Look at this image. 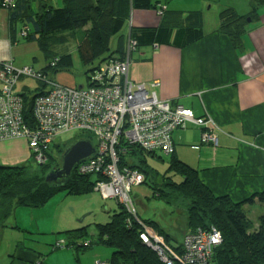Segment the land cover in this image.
<instances>
[{"label":"trees","instance_id":"1","mask_svg":"<svg viewBox=\"0 0 264 264\" xmlns=\"http://www.w3.org/2000/svg\"><path fill=\"white\" fill-rule=\"evenodd\" d=\"M250 6L251 10L244 15L232 8L219 13L218 32L227 35L235 48L242 46L249 24L260 20L264 0H250ZM136 10H155L158 18H163L168 11L161 0H0V13L7 20L12 46H18L19 40L35 42L44 53L46 61H49L47 70L42 71L40 77L36 78L38 85L35 90H30L29 87L25 93L17 91V87L13 90L16 97L21 98L24 103V121L30 128L35 125L32 114L35 98L47 94L50 91L47 86L54 83L47 79L48 72L73 65L72 55L68 51L59 54L52 52L50 48L53 43L50 42L64 43L67 38H77L78 35L77 52L81 63L92 67L89 77L92 80L93 75L108 64L125 61L128 53L131 63L134 52L143 47L172 46L182 49L205 36L203 20L199 21L197 18L200 11L176 12L181 17L184 15L183 25L173 29L166 23L151 27L133 26L131 22ZM126 23L128 34L124 43L121 32ZM131 43L133 45L129 46ZM11 59L6 62L12 64ZM97 61L99 65L94 67ZM29 68L39 74L33 67ZM22 78L24 76L19 80ZM1 88L2 83L0 91ZM81 88L84 87L70 89ZM55 146L56 150H60L58 143ZM66 146L58 153H63ZM125 149L126 154L120 155L121 166L127 165L140 170L145 175L142 184L147 183L148 179L151 181L149 184L155 190L154 197L170 199L169 203L174 201L172 203L183 205L187 232L182 242L173 246V238L165 234L168 232L159 223L140 216L135 200L137 214L134 217L114 200L119 211L108 223L96 225L95 241L88 238L87 227H83L59 232L64 237H57L51 245L52 249H87L100 245L112 250L108 261H100L106 264H166L152 247L140 239L141 232L151 228L174 254L173 264H179L176 261L183 254L186 235L198 229L208 231L216 228L221 232L222 243L212 251L208 264H264V215L257 219L250 217L253 208L264 207V191L243 201H234L228 195L217 196L204 184L195 169L173 154L169 156L164 174L160 176L148 160L160 153L144 152L138 146ZM160 155L158 157L164 161V157ZM58 163L59 160L52 152H47V162L38 165L36 170L29 165L0 167V219L14 207L43 208L60 191H66L73 196H85L94 192L99 194L96 190L97 178L93 175H79L77 170L62 187L57 188L47 183V174L52 168L58 167ZM59 241L63 243L58 244Z\"/></svg>","mask_w":264,"mask_h":264},{"label":"crops","instance_id":"2","mask_svg":"<svg viewBox=\"0 0 264 264\" xmlns=\"http://www.w3.org/2000/svg\"><path fill=\"white\" fill-rule=\"evenodd\" d=\"M170 13L168 10L159 21L151 11L136 10L133 26H182V17H171ZM260 16L259 21L249 24L239 48L218 32V18L208 31L203 29L205 36L200 41L185 48L139 49V56L133 55L129 69L133 82L159 84L151 89L159 100L181 103L195 117L210 116L214 120L217 146L202 144L201 128L187 122L172 133L173 156L195 169L215 195H228L234 201L264 191V8ZM6 23L0 13V62L12 58L16 69L30 67L17 63ZM28 87L22 86L20 92L25 93ZM63 154L60 158L57 154L60 165L55 168L61 167ZM31 156L33 150L26 140L0 141V167L28 166ZM45 207H14L9 214L4 213L0 219V246L6 249V255L0 264H97L111 258L108 248L100 245L52 249L58 238L49 245L47 234L37 223L42 220ZM167 227L164 229L168 233H164L170 237L173 226L168 223ZM176 227L187 232L186 223ZM64 229L69 227L52 232Z\"/></svg>","mask_w":264,"mask_h":264},{"label":"built area","instance_id":"3","mask_svg":"<svg viewBox=\"0 0 264 264\" xmlns=\"http://www.w3.org/2000/svg\"><path fill=\"white\" fill-rule=\"evenodd\" d=\"M129 58L128 53L125 61L108 64L93 75L86 88L70 89L51 83L50 91L36 97L32 104L34 128L25 123L24 103L13 90L20 77L36 79L41 72L38 74L29 67L16 69L6 61L0 62V141L26 140L35 160L43 163L45 151L62 134L91 133L96 141L93 144L96 153L77 166V173L95 176L101 198L115 200L134 217L137 210L132 189L145 181V175L138 169L121 166L120 155L126 154L125 148L138 146L144 152L169 157L175 150L173 131L185 127L187 122L201 128L202 144L217 146L218 141L216 124L210 116L197 118L181 103L159 100L151 90L159 85L157 82L131 81ZM140 239L166 264H173L174 254L153 229L143 230ZM221 242L222 236L216 228L198 229L185 236L179 259L182 264H205L203 259H207L208 264L212 251Z\"/></svg>","mask_w":264,"mask_h":264},{"label":"rangeland","instance_id":"4","mask_svg":"<svg viewBox=\"0 0 264 264\" xmlns=\"http://www.w3.org/2000/svg\"><path fill=\"white\" fill-rule=\"evenodd\" d=\"M164 4L167 5L168 10L171 12L170 16L173 17L176 12L185 11V12H194L195 10L202 11L200 16L197 18L199 21L204 19L205 31H208L214 23L218 22L219 13L226 10L227 8H232L239 14H248L251 10L250 0H161ZM166 7V8H167ZM145 11V10H140ZM154 13L155 10H149ZM148 11V12H149ZM175 12V13H172ZM184 18V15L182 19ZM132 18L131 24L133 25ZM162 18H158L160 21ZM197 19V20H198ZM181 22V21H179ZM129 23V22H128ZM128 23L126 27L121 32L123 35V42L126 43V38L128 34ZM181 24L176 27H171L177 29ZM183 25V22H182ZM80 35V34H79ZM1 37V36H0ZM67 42H50L53 43L50 50L54 53H63L68 51L73 57V65L69 68H60L57 71L48 72L47 79L56 84L70 87V88H79V87H88L89 77L91 75L90 70L91 66H84L79 58L77 52V46L79 44V36L77 38H67ZM18 46L14 48V55L17 59L19 65H27L35 68L39 71H45L48 62L45 59L44 53L40 51L38 44L35 42H27L24 40H19ZM114 42V40H113ZM114 47V45H113ZM151 46L143 47L141 49H148ZM135 56H139V52H134ZM99 62H95L94 67L98 66ZM131 79V78H130ZM132 80V79H131ZM133 81V80H132ZM135 82V81H134ZM24 85H28L30 90H35L38 83L36 79L23 78L18 81L17 91ZM47 89H50V85L47 86ZM200 96V95H199ZM78 139L92 140L93 144L96 143L94 136L85 131L82 132H67L61 135L60 141H57L55 144H59L60 150L65 147L67 143H72ZM55 144L51 145L49 152H52L53 156L56 157L57 154L59 158L62 153H58L60 150H56L57 147ZM57 152V153H56ZM155 156V155H154ZM160 154H157L153 158H148L151 161V165L158 171V174L162 176L167 168V162L170 159L169 157H164V161L159 158ZM47 157V154H45ZM59 160V159H58ZM27 165L31 166L34 170L37 169L38 164L34 162L33 157L31 156L26 162ZM60 165V161L58 166ZM160 176L158 177V182L160 181ZM151 181L148 179L147 183L134 186L132 189V197L136 202L140 216L143 219L152 220L160 224L162 228L169 229L167 223H170L173 228L170 231V236L173 237L172 245L177 246L176 243H181L184 235V228L176 227L185 225L186 218L184 219L185 210L182 204L179 203H169V200L164 198L154 197L155 190L152 188V185L149 184ZM179 208L177 209L176 208ZM109 210V211H108ZM119 211V207L114 200H103L101 196L94 192L85 196H73L68 194L66 191L58 192L55 197H53L50 202L46 205L44 212L41 216V221H37L41 230H43L47 235L48 244L51 245V241L55 238L63 235H59V232H52V229H62L63 227H69V229L64 230H78L83 227H87L88 238L95 241L97 236V224L108 223L111 217ZM30 212V211H29ZM264 215V207H255L252 209L251 216L253 219H257ZM181 217V218H180ZM74 228V229H73ZM180 228V229H178ZM60 231V230H58ZM64 232V231H63ZM220 232V231H219ZM53 233V234H50ZM221 234V232H220ZM222 236V235H221ZM163 237V236H162ZM204 240V239H203ZM222 243V242H221ZM221 245V244H220ZM97 247V245H93ZM112 254V250L108 249ZM6 249H2L0 246V261L6 254L4 252ZM183 258V257H182ZM204 258V257H203ZM179 264H182L180 260L176 261ZM203 262L206 264L207 259H203ZM209 262V261H208Z\"/></svg>","mask_w":264,"mask_h":264},{"label":"water","instance_id":"5","mask_svg":"<svg viewBox=\"0 0 264 264\" xmlns=\"http://www.w3.org/2000/svg\"><path fill=\"white\" fill-rule=\"evenodd\" d=\"M96 150L88 140H75L67 144L59 168H52L46 176V182L54 187H62L67 184L72 177L75 168L87 159H91Z\"/></svg>","mask_w":264,"mask_h":264},{"label":"clouds","instance_id":"6","mask_svg":"<svg viewBox=\"0 0 264 264\" xmlns=\"http://www.w3.org/2000/svg\"><path fill=\"white\" fill-rule=\"evenodd\" d=\"M79 140V139H78ZM89 142H91L92 143V145H93V141L92 140H88ZM67 144H69V143H67ZM66 144V145H67ZM51 147V145L48 147V149H47V151H46V153L45 154H47V152L49 153V148ZM33 160H34V162L35 163H37L38 165H44L46 162H47V157L45 158V161L43 162V163H39V162H37L36 160H35V156H34V154H33ZM163 157H165V156H163ZM55 168V167H54ZM75 170H77V167L75 168ZM74 170V171H75Z\"/></svg>","mask_w":264,"mask_h":264},{"label":"flooded vegetation","instance_id":"7","mask_svg":"<svg viewBox=\"0 0 264 264\" xmlns=\"http://www.w3.org/2000/svg\"><path fill=\"white\" fill-rule=\"evenodd\" d=\"M61 166H62V164H61Z\"/></svg>","mask_w":264,"mask_h":264}]
</instances>
